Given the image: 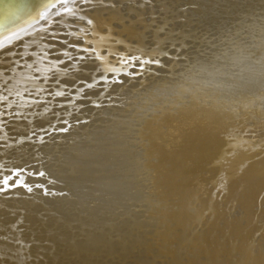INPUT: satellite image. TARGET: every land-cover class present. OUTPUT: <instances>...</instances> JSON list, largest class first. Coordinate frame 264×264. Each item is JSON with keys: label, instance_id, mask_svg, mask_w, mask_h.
Returning <instances> with one entry per match:
<instances>
[{"label": "rangeland", "instance_id": "rangeland-1", "mask_svg": "<svg viewBox=\"0 0 264 264\" xmlns=\"http://www.w3.org/2000/svg\"><path fill=\"white\" fill-rule=\"evenodd\" d=\"M263 166L264 0H49L0 41V264H261Z\"/></svg>", "mask_w": 264, "mask_h": 264}, {"label": "bare ground", "instance_id": "bare-ground-1", "mask_svg": "<svg viewBox=\"0 0 264 264\" xmlns=\"http://www.w3.org/2000/svg\"><path fill=\"white\" fill-rule=\"evenodd\" d=\"M100 1V0H99ZM49 2V0H0V41L4 38H8V35L11 36V34H18L20 33L24 28L25 25L32 21L33 18H35V13L38 12V10L40 8L43 7V5L47 4ZM83 2V1H82ZM96 4V3H95ZM98 5V4H96ZM103 5V3L101 4ZM107 5V4H106ZM47 6V5H46ZM92 7V5H90ZM108 6V5H107ZM94 7V6H93ZM92 7V8H93ZM96 7V6H95ZM102 7V6H101ZM109 8V7H108ZM97 8H95L96 10ZM100 9V8H98ZM94 10V9H93ZM98 11V10H97ZM109 11V9H108ZM117 11V10H116ZM86 12V10H85ZM99 12V11H98ZM107 12V11H106ZM111 12V11H110ZM118 12V11H117ZM34 13V14H33ZM88 13V11L86 12V14ZM85 14V13H84ZM92 14V13H91ZM110 14V13H109ZM115 14V13H114ZM68 15V14H67ZM82 15V13H81ZM80 15V16H81ZM89 15V14H88ZM87 15V16H88ZM98 15V14H97ZM65 16V14H64ZM114 16V15H113ZM116 16V15H115ZM122 16V15H121ZM78 17V16H77ZM94 17V16H93ZM62 18V17H61ZM106 18V17H105ZM121 18V17H119ZM113 19V17H112ZM75 20V19H74ZM87 20V19H86ZM84 20V21H86ZM106 20V19H104ZM64 21V20H63ZM95 21V20H94ZM145 22V21H144ZM32 23V22H31ZM94 24V23H92ZM29 25V24H28ZM125 27V26H124ZM127 27V26H126ZM39 28H41L42 30V26L40 25ZM136 29V28H135ZM138 29V27H137ZM139 30V29H138ZM44 31V29L42 30ZM46 31V30H45ZM50 30H48L49 32ZM47 32V31H46ZM40 34V33H39ZM46 34V33H45ZM113 34V33H112ZM38 35V34H37ZM41 35V34H40ZM44 35V34H43ZM107 35V36H106ZM101 36L100 38L94 39L92 40V45L95 48L96 51L99 50V48H101L102 46H104V44L106 43V38L110 37V34H106ZM136 35V34H135ZM21 36V35H20ZM42 36V35H41ZM30 37V36H29ZM141 37V36H140ZM33 38V37H32ZM42 38V37H41ZM35 39V38H33ZM110 39V38H109ZM87 40H89L87 37L84 38V43L87 42ZM32 41V40H31ZM109 41V40H108ZM112 41V40H111ZM41 42V41H40ZM12 43V42H11ZM37 43V41H36ZM109 44V43H108ZM38 45V44H37ZM41 47V46H40ZM105 47V46H104ZM39 49V48H38ZM113 49H108V52H113ZM97 54V53H96ZM99 56V55H98ZM105 58H103L101 56V60H105L106 59V55H104ZM106 62V61H103ZM104 68H107L112 70V71H116L117 67H115L114 64L112 63H107ZM210 116V114H209ZM213 117V116H212ZM216 119V118H215ZM201 122V121H200ZM232 123V122H231ZM230 123V124H231ZM202 127V123L200 124V128ZM234 129V128H233ZM204 130V134H205ZM208 131V130H207ZM206 135V134H205ZM204 135V136H205ZM244 141V140H243ZM242 142V141H241ZM235 145V144H234ZM238 145V144H237ZM207 151V150H206ZM174 158H172L173 160ZM187 166V165H186ZM193 166V165H192ZM197 166V165H196ZM174 167V166H172ZM255 167V166H254ZM264 167V166H263ZM191 168V167H190ZM183 169V168H182ZM179 171V170H178ZM249 172V171H248ZM184 174V173H182ZM189 174V173H188ZM20 180V179H19ZM21 181V180H20ZM263 182V181H262ZM238 183V182H237ZM181 184V183H180ZM183 184V183H182ZM241 184V183H240ZM252 184V183H251ZM262 185V184H261ZM264 186V185H263ZM208 188V186H206ZM206 188V190H207ZM259 189V188H258ZM198 191V190H197ZM203 191V190H202ZM240 192V191H239ZM251 204V203H250ZM252 206V205H251ZM214 212V211H213ZM254 213V212H253ZM262 221V220H261ZM264 223V222H263ZM251 225V224H250ZM264 232V231H263ZM84 238V237H83ZM82 240V237H77L75 238V243H79ZM86 240V239H85ZM73 242V241H72ZM71 242V243H72ZM73 242V244H75ZM72 246V244H71ZM218 254V253H217ZM216 256V255H214ZM254 256V255H253ZM64 256L62 257V259H54V260H50L52 262V264H64V260H63ZM227 258V257H226ZM245 258V257H244ZM254 257H248V259H244L243 261H240V264H252V260ZM257 260V259H256ZM259 260V259H258ZM261 260V259H260ZM197 262V260H196ZM198 263V262H197ZM207 262H205L206 264ZM224 263V262H223ZM227 263V262H226ZM209 264V262H208ZM221 264V263H220ZM261 264H264V262H262Z\"/></svg>", "mask_w": 264, "mask_h": 264}]
</instances>
